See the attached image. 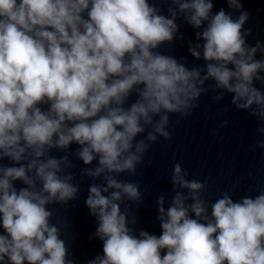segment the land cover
<instances>
[{
    "label": "clouds",
    "instance_id": "clouds-1",
    "mask_svg": "<svg viewBox=\"0 0 264 264\" xmlns=\"http://www.w3.org/2000/svg\"><path fill=\"white\" fill-rule=\"evenodd\" d=\"M159 3L0 0V264H74L48 207L77 198L71 155L90 166L82 175L102 181L85 204L103 254L86 264H264V186L209 203L207 181L189 179L180 163L170 203L157 199L160 235H137L126 202L140 204V182L119 177L136 176L150 147L172 138V114L190 117L203 95L214 92L219 103L228 94L264 136V59L256 58L264 44H247L242 0H227L235 18L213 12V0ZM178 15L199 29L202 43L189 41V52L203 66L160 50L174 41Z\"/></svg>",
    "mask_w": 264,
    "mask_h": 264
},
{
    "label": "water",
    "instance_id": "water-1",
    "mask_svg": "<svg viewBox=\"0 0 264 264\" xmlns=\"http://www.w3.org/2000/svg\"><path fill=\"white\" fill-rule=\"evenodd\" d=\"M157 2L159 3V0ZM213 3V12L223 8L226 12H232L234 18L240 14L228 6L227 0H213ZM242 3L243 9L250 13L244 26L245 29H251V34L246 38L247 44L254 46L258 40L264 44V0H242ZM159 6L164 15H169L168 4L159 3ZM176 23L179 31L174 41L171 44L165 43L160 50L177 59L186 58L188 67L203 66L204 61L195 59L189 52V41L202 43L196 40V32L199 29L189 25L183 15H178ZM180 36L183 39H180ZM256 58L264 59V55L258 52ZM256 86L261 87L258 82ZM214 95L211 91L203 95L199 107L193 110L190 117L180 118L172 114L168 129L172 138H159L158 143L150 147L145 154L144 164L138 167L136 176L127 173L120 175V179L140 182L143 194L140 204L126 202L130 204L132 214L138 218L137 235L140 230L160 235V224L156 220L157 199L164 195L165 206L170 203L174 195L170 178L175 163L182 165L189 173V179L207 181L206 199L209 203L229 189L232 198L239 199L244 195L255 196L258 194L257 190L264 186V149L250 150L257 138L264 140V136L256 130L258 121L247 112L238 111L231 105L230 95L226 94L219 103L212 99ZM134 99L135 95L132 96V100ZM226 106L228 111H224ZM225 120L228 124L222 126ZM77 147L73 144L69 151L74 153ZM52 154L64 155L62 151ZM69 159L74 167L68 171L74 174L72 182L79 187L77 198L68 201L66 205L57 203L48 207L55 210L52 222L61 228L62 238L69 245V258L74 264H86L88 260L103 254L102 241L94 235L97 228L96 219L89 214L85 204L90 185L102 181H93L90 177L82 175L81 170L90 166L84 165L76 156L71 155ZM3 163L12 162L5 159ZM22 186L20 182H16L17 188ZM121 207L123 210L125 204ZM2 231L0 228V232Z\"/></svg>",
    "mask_w": 264,
    "mask_h": 264
}]
</instances>
